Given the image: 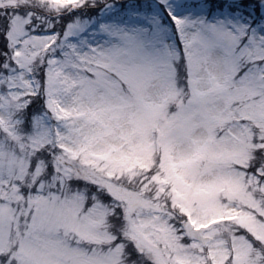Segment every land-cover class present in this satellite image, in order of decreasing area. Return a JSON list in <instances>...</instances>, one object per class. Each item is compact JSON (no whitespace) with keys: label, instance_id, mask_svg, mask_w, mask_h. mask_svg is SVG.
Listing matches in <instances>:
<instances>
[{"label":"snow or ice","instance_id":"snow-or-ice-1","mask_svg":"<svg viewBox=\"0 0 264 264\" xmlns=\"http://www.w3.org/2000/svg\"><path fill=\"white\" fill-rule=\"evenodd\" d=\"M255 102L264 0H0V264H264Z\"/></svg>","mask_w":264,"mask_h":264},{"label":"rangeland","instance_id":"rangeland-1","mask_svg":"<svg viewBox=\"0 0 264 264\" xmlns=\"http://www.w3.org/2000/svg\"><path fill=\"white\" fill-rule=\"evenodd\" d=\"M61 6L75 5L78 0H54ZM240 100V98H237ZM242 103L243 101L240 100ZM255 110L246 109L240 113L241 123L238 129V137L233 143V151L238 163H246L251 159L255 147L260 146L254 143V139L264 137V111L261 110V103L255 102ZM101 154H106L107 145H98ZM144 154L137 157L126 159V166L132 169H141L150 166L151 151L148 148L143 149Z\"/></svg>","mask_w":264,"mask_h":264}]
</instances>
